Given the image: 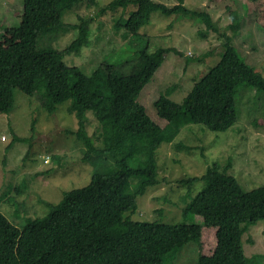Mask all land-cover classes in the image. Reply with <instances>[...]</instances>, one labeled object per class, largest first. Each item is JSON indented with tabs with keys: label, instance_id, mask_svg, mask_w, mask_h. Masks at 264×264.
<instances>
[{
	"label": "trees",
	"instance_id": "trees-1",
	"mask_svg": "<svg viewBox=\"0 0 264 264\" xmlns=\"http://www.w3.org/2000/svg\"><path fill=\"white\" fill-rule=\"evenodd\" d=\"M81 1L22 0L19 23L0 30V113L11 111L16 88L38 95L49 113L58 103L70 100L68 111L78 123L75 134L85 146L82 159L92 165L89 182L64 191L57 203L47 202L43 216L29 218L18 227L0 211V264H163L167 253L191 241L198 245L196 264H263L264 254L247 256L242 234L264 219V184L243 189L228 173L231 157L222 165L213 161L199 176L180 180L185 184L203 181L182 209L184 221L132 220L124 214L134 212L137 195L159 182L156 149L162 141L172 142L187 124L213 131L231 127L238 118L235 95L239 88L245 85L264 94V75L224 35L220 59L180 102L169 97V89L153 101L159 118L165 120L160 125L137 97L165 55L178 50L142 47L126 60L131 63L122 71L103 60L86 74L63 60L65 54H78L89 43L88 19L62 20L63 12ZM251 1L255 20L264 27V0ZM129 4L135 9L117 19L115 26H124L131 37L155 11L191 12L207 28L215 29L208 12L192 11L184 0L172 5L111 0L106 7ZM67 28L78 31L68 45L57 49L46 44V39ZM88 110L100 124L99 146L86 129Z\"/></svg>",
	"mask_w": 264,
	"mask_h": 264
},
{
	"label": "rangeland",
	"instance_id": "rangeland-1",
	"mask_svg": "<svg viewBox=\"0 0 264 264\" xmlns=\"http://www.w3.org/2000/svg\"><path fill=\"white\" fill-rule=\"evenodd\" d=\"M110 1L82 0L63 12L62 20L66 23H79V16L89 20V43L78 54H65L63 60L79 66L86 74L103 60L122 71L121 67L131 63L126 60L142 47L150 51L156 47L176 48L178 53L170 51L165 55L137 97L151 119L160 125L165 120L159 118L153 101L169 89V97L180 102L193 83L220 59L224 35L231 38L243 59L264 75V27L255 20L251 0H184L192 11L208 12L215 29L207 28L191 12L165 15L155 11L132 37L124 26L115 24L135 6L109 9L106 5ZM155 1L167 5L177 2ZM21 10L22 0H0V30L16 26ZM77 32L67 28L45 42L61 49ZM235 100L238 118L226 130L213 131L201 124H187L172 142L159 144L156 149L159 182L137 195L134 212L125 213V217L166 223L184 221L182 209L202 188L203 181L185 184L180 180L201 175L213 161L222 165L227 157H231L228 173L238 179L243 189L264 184V94L242 85ZM69 103L70 100L58 103L49 113L38 95H27L16 88L11 111L0 113V211L18 227L29 218L46 214L47 202L57 203L64 191L90 180L92 165L82 159L81 149L85 146L75 134L78 123L68 111ZM86 115V129L99 146L100 124L91 110ZM14 135L27 139L13 140ZM242 241L247 256L264 254V219L249 225ZM197 259L198 245L191 241L178 251L167 253L163 264H196Z\"/></svg>",
	"mask_w": 264,
	"mask_h": 264
},
{
	"label": "clouds",
	"instance_id": "clouds-1",
	"mask_svg": "<svg viewBox=\"0 0 264 264\" xmlns=\"http://www.w3.org/2000/svg\"><path fill=\"white\" fill-rule=\"evenodd\" d=\"M238 180V179H237ZM241 185V184H240ZM249 228V227H248ZM248 230V229H247Z\"/></svg>",
	"mask_w": 264,
	"mask_h": 264
}]
</instances>
